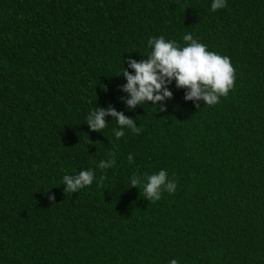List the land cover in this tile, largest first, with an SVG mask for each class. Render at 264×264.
Masks as SVG:
<instances>
[{"label": "trees", "instance_id": "16d2710c", "mask_svg": "<svg viewBox=\"0 0 264 264\" xmlns=\"http://www.w3.org/2000/svg\"><path fill=\"white\" fill-rule=\"evenodd\" d=\"M211 3L0 0V264H264V0ZM185 34L231 58L233 89L208 106L173 82L166 111L129 110L123 61ZM109 106L141 132L91 131ZM161 169L177 189L149 201L131 177Z\"/></svg>", "mask_w": 264, "mask_h": 264}, {"label": "clouds", "instance_id": "9594fccd", "mask_svg": "<svg viewBox=\"0 0 264 264\" xmlns=\"http://www.w3.org/2000/svg\"><path fill=\"white\" fill-rule=\"evenodd\" d=\"M227 7V0H212L211 10L218 11ZM183 40L186 46L178 42L166 39L163 35L152 37L148 41L151 52L146 59L137 61L129 57L123 61L122 75L126 83L120 91L126 94L121 100L129 110L134 111L145 103L155 105L159 111H166L165 104L173 97L170 86L175 82L178 89L186 90V101H203L205 105L214 106L220 102L221 97H227L233 89L236 79V70L231 58L218 52L209 51L208 45L194 38L192 34H185ZM127 63V68L124 63ZM128 69H131L130 72ZM197 107L199 105L197 104ZM106 117H111L119 125L112 129L116 138L125 135L124 129H130L139 134L141 128L137 127V121L126 117L124 112H118L114 107L107 109L96 107L91 111L86 124L93 132L105 129ZM111 120V121H112ZM129 162H133V156L129 154ZM117 163L115 154H110L107 160H101L100 169L115 167ZM95 179V172L89 168L81 170L78 174L63 176V185L66 192L77 193L85 187L91 186ZM131 184L135 188H142L144 198L149 201H159L164 192L174 194L177 182L170 179L166 169L151 175L133 174ZM55 201V196L49 197ZM170 264H179L177 259H172Z\"/></svg>", "mask_w": 264, "mask_h": 264}]
</instances>
